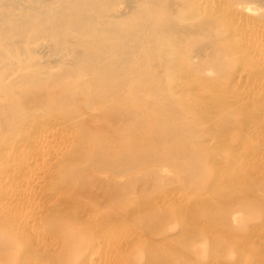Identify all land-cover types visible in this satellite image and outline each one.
Segmentation results:
<instances>
[{"label": "bare ground", "instance_id": "bare-ground-1", "mask_svg": "<svg viewBox=\"0 0 264 264\" xmlns=\"http://www.w3.org/2000/svg\"><path fill=\"white\" fill-rule=\"evenodd\" d=\"M120 2L121 3L124 2V4H125L124 6H126V11H119V9L116 10V6ZM119 5H118V8H119ZM121 5L123 6V4H121ZM252 5L254 7H255V5H259L257 7L260 8V5L264 6V0H0V190H2L1 189L2 186H5L4 184L8 185V183H6L8 181L13 182V184L11 183L12 186L9 183V185L11 187H14V184L17 186L18 183L16 184V183H14V181L16 182L18 180L17 178H20V176H23V179H24V176L26 175L27 170L32 168L31 169V171H32L36 167L39 168L40 165L37 166L38 163L39 164H42L41 162H43V164L46 163L47 160L45 162H44V160H42L41 162H40V160L38 162H37V160H35V162L37 163L35 165H33V162H32V160H34L33 157H34L35 152H38L40 150L45 151V149H43V148L41 149V146L38 145L39 142H38V144L37 143L35 144L36 138L40 135L43 136L41 133L44 131L46 134H48L51 130H53V132H54L56 129L57 130L59 129V131H61V129L62 130L66 129L65 130V133H66L67 128L71 129V131H70L71 133L70 134L67 133V135L64 134V136L66 135L68 140L69 139L72 140V145L69 144L71 147H69L68 144H67L68 147L66 145H64L66 148L65 149L63 148V150L66 151L67 148H68L67 151L69 150L65 154V156H66L65 158L69 161V164L70 163H73V164L78 163V164H75L74 166L71 164V166H73V167H71L68 164H64L65 158H64V160L62 159V161H63L62 162L59 160V158H57L58 157L57 156L56 158L59 160V161H57V163L58 162H59V164L61 162L62 163L60 164L59 168H56L57 169V171L55 170L56 172L59 173L60 171L64 170L67 173L68 172L67 170L69 167H70L69 171L71 173L75 172V174H77L76 172L86 171L88 168L94 169V172H93L92 177L90 179H89L90 176L88 177V175L86 176V174H85V176H82V177L79 176L80 178L76 177V179H74L76 181V184L79 183L81 186V183H82L83 187L85 184H87L90 187L87 186L88 189L86 190V192H84L85 190L83 191V193L81 194V196H83V197L75 198V196H76L75 195L74 196L75 199L72 198L73 202H71V203H67L64 200V203H61L62 204L61 210L59 212H57L59 215L56 216V218L60 217V219L62 218V220H63V216L65 214L66 215L72 214V216L67 215L70 217V222L69 221L67 222V220H65V221L63 220L66 223L64 225H62V229L63 230L68 229L69 230L70 228L72 229L73 227H77V229H74V232H71L72 233V234H70L71 239L69 238L70 240L68 241V245H70V243L77 245V251L75 253H73L72 255L70 253L62 254V252H63L62 246L59 247V245H60V242H61V244L63 242L62 238L67 237V236L62 237L60 242H59V240L58 241L53 240V238H51L52 240L51 239L49 240L50 236H52V237L54 236V239L58 238V236L55 234L56 235V238H55V235H53L54 233L52 235H50L52 233L51 231H50V233H48V232L46 233V232L42 231L46 235L45 238H47V236L49 237L48 240L50 242L55 241V242H59V244H58V246H56V244L54 245V247L56 249V254L52 250V248L50 250L48 249L49 251L52 250L54 252L53 253L54 256L52 255L51 252H49V253H51V255L47 254V255L51 256V258H50L51 260L48 259V257H50V256L45 255V253H46L44 251L45 249L42 250V248L47 249L48 246L44 245L45 243L47 244V242L43 241L44 240V237H43L44 234L41 232V234H42L41 236L43 238L41 239L42 241L38 240V241H40L38 243L40 244L41 242H43V245L45 247L43 246L40 249V252L42 253L40 260L41 259L43 260V255H44L47 257L44 260H46V259L50 260V261L47 260V263L49 262V264H86V261L89 259L88 256H91L92 253L94 254L93 251H95V253L97 254L96 249H98V248H99V250L101 249L98 246L101 245L103 248V245L106 244V241H105V244H103V245L101 244V242L104 241V240L102 241V239H104L108 235H109L108 241L110 240V237L112 238L111 235H118V239L119 238L121 239L120 236H122V234H124V233L118 229L121 228L123 230L122 227H125L128 225L131 226V224H134V225H133V227L131 226L132 229H130V231L131 230L134 231L135 229H133V228H135L137 226L136 224L139 223L137 226L138 228L136 229V231L134 233H136L138 230H140V232L141 231H147V232L150 231V232H153L155 234H159V235L168 234L167 236H170V233L168 232L167 229H165V226L163 225L164 224L163 220L166 218V215H167L166 212H150V213L146 212V208H147V211H149L148 206L150 204L151 205L155 204L156 201L161 200L162 197H165L166 199H168V198L165 196L166 194H164V196H162L161 199L159 197L157 199H155L156 198L155 196H154L155 198L151 197L150 199H148L147 193H145L148 191L146 189V187L149 188L150 184L154 185L155 180L161 181L160 173L162 174L161 171H163V169H161V171H160V167H162L161 165H165V167L170 166L171 168L170 167L166 168L167 170L169 169L168 172L170 171V169L175 168V170H177V174H178L177 176H179V178L182 177L185 180L187 185L186 184H184V185H186L188 188L196 187V189H197V186H200L201 184H203L201 176L203 175L202 173L206 169V167L208 168V166H207L208 164L206 166L204 165V163H205L204 160L207 159L208 157L205 156L206 158L205 157L203 158L201 148L204 144H205V146H207V148L208 147L210 148L209 145H206V143H208L210 140L207 139L206 137H202V134L204 132L207 133L206 131H208V130L205 131L203 129L202 124H203V121L211 120V118H209L210 116L208 117L207 115H202L203 114L202 111H198V113L200 112L199 115H196L195 114L196 112L194 113V111H193V109L195 108L194 107L195 104L193 105L194 95L190 93V89L193 88V85H192V87L189 86L191 82L188 83V81L190 79H191V81L194 80V79H192V78H194V77H192L194 75H197V77H198L199 75L204 74V73H208V72L209 73L213 72V74L216 73V74L222 75V76L223 75L228 76V74L231 75V73H232L231 67L233 65L232 64L230 65V63L232 62V59L240 57V59L242 58L243 62H245L249 58L248 55L251 54V51L255 47L252 48V47H250L251 45L248 44L247 46L252 48V50H251L250 48L246 49L247 43H245L246 48H244L243 46L237 45V43H236L237 39L241 38L240 37L241 35L239 36V34H241L242 31L240 33H238L235 29L242 30V28L237 27V25H236L235 26L236 28L234 27L235 29H232L233 27H231V22L233 23V21H231V20L234 17V15H236L239 11L242 12V11H246V10L255 9L256 7L254 8ZM122 6H121V8H122ZM263 6H261L262 7L261 9L264 8ZM260 13H262V12H260ZM260 15H262V14H260ZM251 17L253 18V16H251ZM234 20L236 21L237 19H234ZM239 20H240V18H239ZM257 20H259V19H256V21ZM260 21H262V20H260ZM242 22L239 21L238 26L239 25L242 26L240 24ZM250 22H251V20H250ZM263 22H264V20H263ZM234 24H236V23H233V25ZM263 26H264V23H263ZM225 27H228L227 29L229 30L227 35H223L221 33V29L225 28ZM246 27H248V26H246ZM260 27H262V26H260ZM257 30H255V31L257 32ZM247 31H249V30H246V32H245V29H244L242 34L243 35L247 34ZM255 31H254V33H255ZM254 33L252 34V32H251L252 35H254ZM249 34L250 33H248V35ZM251 34L249 36L250 39L253 38L251 36ZM259 34H262V33H259ZM238 36H239V38H238ZM255 36H258V35L255 34L254 38H255ZM262 36H261V38H262ZM249 37H248V39H249ZM258 38H259V36H258ZM37 39H39L40 42L38 41L36 43H40L41 45L45 43V46L47 48V49L45 48V50L49 54V56L50 55L55 56V57H50V59L54 58L53 60H49L48 55H46V57H47L46 59H48V60H45V58H44V60H42V57L39 58L41 60H38V59L36 60L34 58V53L36 51L35 46L37 45L34 41L35 40L37 41ZM40 39L43 40L44 42L41 43ZM248 39H247V41H248V43H250L249 42L250 39L249 40ZM253 41L256 42V38H255V40L252 39V42ZM33 42H34V44H36L35 46H33ZM257 42H258V39H257ZM257 42H256V44H257ZM40 44L38 45V47L41 46ZM252 45L254 46V42ZM255 46H257V45H255ZM42 47H43V45H42ZM241 47H243V48H241ZM39 49H40V47H39ZM260 49L261 48H259L258 50H260ZM258 50H257V52L255 51L256 52L255 53L256 56L254 54L255 57H258L257 56L258 55L257 53L259 52ZM262 50H264V49H262ZM38 51L42 52L41 50H38ZM45 54L46 53H43L42 56ZM262 55H264V53ZM251 58H254V57H251ZM246 62H245V64H246ZM182 66L185 67V69H186L184 75H178V74L175 75L171 72L172 70L176 72ZM181 69H179V70H181ZM255 69H256V67H255ZM182 70H184V68ZM182 70H181V74L184 72V71L182 72ZM235 77L232 78L231 81H234V79H236ZM203 78H205V77H203ZM180 80L185 81V83H188L189 85L188 86L182 85V84H184V82H182V81L180 82ZM198 80H200V78ZM258 82H259V80H258ZM219 84L220 83H217V85H219ZM180 85H182V86H180ZM211 85L209 87L213 88L214 86H211ZM249 86H250V84H249ZM203 87L207 88L208 87L207 83H205V85ZM251 88H252V86H251ZM198 90H200V89H198ZM193 92H194V90H193ZM247 92H249V91L247 90ZM196 93L198 95V91ZM198 96L200 97V95H198ZM249 96H250V94H249ZM239 97H241V96H239ZM252 97H254V96H252ZM204 105H206V104H204ZM217 106H218V104H217ZM217 106H215V107H217ZM217 112H218V110H217ZM259 113H260V111H259ZM200 115H202V116H200ZM214 115H216V113H214L212 116L214 117ZM263 116H264V112H263ZM232 120H234V119H232ZM149 121H151V122H149ZM250 121L251 120H249V122ZM262 121H264V120H262ZM228 122H230V121H225V123H227V124H228ZM251 124H252V122H251ZM222 125H223V123H222ZM228 126H230V125H228ZM46 127H48V129L52 127V129L51 130L49 129V131H46L47 130ZM145 127L150 128V131H149V129H148V131H146ZM222 128H224L225 130L226 129L228 130L231 127L228 128V127H226V124H225L222 126ZM59 131H57V132H59ZM244 131H246V130H244ZM242 132H243V130L241 131V133ZM45 133H44V135H46ZM61 133H64V132H61ZM243 133H245V132H243ZM50 135H51V132H50ZM59 136H61V135H59ZM48 137H46V139ZM52 137L55 138V136H52ZM52 137H51V139H52ZM62 137H60V138L62 139ZM43 138H45V137H43ZM56 138L52 139V140H55V142H56V140H61L59 137H58L59 139H56ZM67 138H65L66 141H67ZM51 139H49V142H47V144H45V145H48L49 148H51L50 146H52L51 145L52 143H50L52 141ZM250 139H252V138H250ZM38 140H41V139H38ZM43 141H47V140H43ZM43 141L41 140L40 142H43ZM60 142L57 141V143H60ZM48 143H50V144H48ZM228 143H230V142H228ZM41 145H44V144L41 143ZM62 145H63V143H62ZM144 145H146V146H144ZM61 146H60V148H61ZM48 147H46V148H48ZM54 147H55V145H54ZM58 148L59 147H57V149ZM60 148L57 151V153L60 151ZM52 149H53V146H52ZM54 149L52 150V154H53V152H56V151H54ZM57 149H55V150H57ZM213 149L214 148L211 149L212 152L217 150V149H214V150ZM41 153H42V151H41ZM47 153H48L47 156H49L50 151ZM220 153H218V154H220ZM43 154H42V157L44 156V158H46L47 157L45 155L46 152ZM52 154H51V156H53ZM63 154H64V152H63ZM56 155H58V154H56ZM59 155H61L60 156V158H61L62 157L61 152ZM40 157H41V154H40ZM30 158H33V159L31 160ZM49 160L50 159H48V161ZM210 160L211 159H209V161ZM68 161H66V162H68ZM203 161H204V163H203ZM213 161H214V159H213ZM46 165H47V163H46ZM46 165H43V168H42L43 172L45 171L44 168L47 167ZM51 165L52 164H50L49 165L50 167H47V168H48V171L52 170V173H53V172H55L53 170V168L55 166L52 168ZM57 166L58 165H56V167ZM146 166H148V168H149V169H147L148 171H145L142 169L144 167L146 168ZM247 166H248V164H247ZM165 167H162V168L165 169ZM252 167H254V165ZM255 168H257V167H255ZM39 169H37V170H39ZM58 169L60 171H58ZM233 169L234 168H232V170ZM37 170L35 169L34 171L36 172ZM134 170H137V172L136 173L133 172ZM46 171H47V169H46ZM89 171L91 172V170H89ZM89 171L88 172L86 171V172L90 173ZM35 172L33 174L34 176L37 175ZM40 172L41 171H39V174H40ZM70 172H68V174H70ZM165 172H167V171H165ZM172 172H173V170L170 171L169 173L173 174ZM217 172L219 173V171H217ZM47 173L49 174L50 172H47ZM200 173H201V176H200ZM204 173H205L204 178H206V174H208V173H206V171ZM55 174H57V173H55ZM60 174L63 177H65V175L63 174V171L61 173L57 174L61 178ZM72 174H71V176H73ZM96 174H99V175H96ZM82 175H84V174H82ZM167 175L165 174V176H167ZM26 176H28V175H26ZM26 176H25V178H26ZM71 176H68L69 179H68V177H66L65 179L63 177H62L63 179H60L58 177L61 180V182L63 183V184L61 183V186H63L65 183V184H70V185H68V187H70L72 184V183H70V181H71L70 177ZM168 176L170 177V174ZM168 176L166 178H168ZM207 176H209V174ZM38 177H41V176L38 175ZM199 177H201V178L199 179ZM34 178L35 177H33L31 179V181ZM49 178H50V176H49ZM77 178H79V179H77ZM171 178H169V179H171ZM263 178L261 181H263ZM149 179H151L150 182H148ZM24 180L27 181V178ZM134 180H136V182L138 180H140L139 181V182H141V183H139L140 185L139 186L135 185L136 183ZM238 180H241V179H237L235 182H237ZM253 180H255V179H253ZM215 182H216V180H215ZM227 182H226V184H227ZM231 182H233L232 184H234L236 186L235 189H239V187L237 188V185H238L237 183H234V181H231ZM242 182H244V184H245V179ZM49 183H50V181H49ZM147 183L149 186H146ZM172 183H173V181H172ZM179 183H180V181H179ZM216 183L218 184V182H216ZM222 183H224V181H222ZM238 183H239V181H238ZM259 183L260 182H258V184ZM28 184H29V182H28ZM59 184H60V181H59ZM76 184H75V187L73 188V190L77 189V191H75L74 193L75 194L81 193V192H79L80 187L77 188ZM219 184H221V183L219 182ZM219 184H218V186H222L224 189L225 185L223 186V184L222 185H219ZM229 184L231 185L230 182H229ZM25 185H27V184H25ZM30 185L31 184H29L28 187H30ZM36 185H38V182ZM211 185L214 186L215 183L211 184ZM230 185H228V186H230ZM252 185L253 184H251V186ZM8 186L4 187V189H6V192L3 193L0 191V195H3V199H4L5 193H6L5 194L6 196H9L10 193H12V195L15 193V196L18 195V194L16 195V188L18 186L17 187L15 186L16 188H15V190H13V191H15L14 193L11 192L12 189H11L10 193L7 192ZM40 186H41V184H40ZM142 186L143 187L146 186L144 188L145 192L143 191ZM166 186H167V182H166ZM218 186L214 187V190L218 189L214 193H216L217 191H218L217 193H219V189H220L221 191L219 194H221L223 189L219 188ZM238 186H240V184ZM68 187H67V189L70 190V194H71V191L73 193V190L71 189V187H70V189ZM139 187L142 189L141 190L142 194H146L147 199H144L145 198L144 195H143L144 196L143 200L139 199L140 197L137 198L138 196L135 194L132 195L133 193H136V192L138 194V190H136V189H139L138 195H140L141 191H140ZM202 187H203V185H202ZM242 187H245V185L243 186V183L241 184V188ZM20 188H23V192H24L25 187L21 186ZM64 188L62 190L63 192H64ZM162 188H163V185H162ZM162 188L160 187V189H162ZM170 188H171V190H170ZM170 188H169L170 192L171 191L173 192L176 190L175 188H172V187H170ZM229 188L230 187L225 188L227 195L231 191V190H229ZM4 189H3V191H5ZM28 189L26 188V191H28ZM172 189H174V190H172ZM177 189L180 190V188H177ZM196 189H194V192H196ZM227 189L229 191H227ZM230 189H234V188L231 187ZM9 190L10 189H8V191ZM59 190H60V188H59ZM80 190H82V189H80ZM135 190H136V192H135ZM179 190L177 192H179ZM181 190H183V189H181ZM185 190L183 192L184 195L187 192V190H186V192H185ZM191 190H193V189H190L188 191L189 193L187 192L190 195L193 192ZM207 190L212 192L211 191L212 189H210L209 186H208ZM30 191H28V193ZM197 191H198V189H197ZM209 191H204L205 196L210 195L209 193H207ZM224 191L225 190H223V192ZM21 192L22 191H20V193ZM66 192L69 193V191H66ZM66 192H64V193H66ZM157 192H158V190H157ZM160 192L161 191H159L158 193H160ZM172 192L170 194H172ZM194 192L192 195H194ZM32 193H34V191ZM163 193H165V192H163ZM180 193H182V192L180 191ZM183 193H182V195H183ZM187 193H186V196L188 195ZM7 194H9V195H7ZM34 194H36V193H34ZM38 194H40V193H38ZM170 194H169V196L171 197ZM174 194L175 193H173V195ZM213 194H212V196L214 197ZM22 195H26V194L22 193ZM22 195H18V196H21V197H19L20 199H18V201L19 200L21 201V198H22V200H25V199L28 200V198L31 197V195H29L28 198H26L27 196H24L25 199H23L24 197H22ZM153 195L158 196V194L157 193L155 194V192ZM159 195H162V194H159ZM190 195H188L187 197H190ZM192 195H191L192 198H195V199L200 201V199H198V197L196 198V194L194 195L195 197H193ZM70 196L64 195V197H66L64 199H68V198L70 199ZM135 196H137V197H135ZM183 196H182V199H184ZM251 196H252L251 194H248L245 196L237 195V196H234L232 199H229L230 197L228 199L231 201L230 205H237L240 203L251 202L250 201L252 198ZM13 197L14 196H12V198L8 197L7 200L11 201V199H13ZM179 197H181V195ZM179 197L177 196V198H179ZM203 197L204 196H202V194H201V197H200L201 201L200 202L203 205L205 204L204 207L206 208L209 205V203L207 204V202L210 201L209 200L210 198L208 196L209 201L207 200V202L202 203V202H204L202 200ZM212 198H211V200H212ZM262 198H264V197H261V199ZM72 199H70V200L72 201ZM164 199H162V200L164 201ZM171 199L173 201H175L173 198H171ZM171 199L170 200L168 199V200L171 201ZM205 199H206V197H205ZM253 199H257V198H255V195H254ZM4 200H6V199H4ZM33 200H34V198L30 201H33ZM136 200H138V201H136ZM168 200L164 204H166L168 202ZM188 200L189 199H184V201L182 200L184 203L183 202H181V203L186 205L189 203ZM229 200H225V201L221 200V201L226 203ZM257 200H259V199H257ZM12 201H15V200H12ZM18 201H17V203H18ZM20 201H19V203L22 204L23 202L22 201L20 202ZM30 201H29V203H31ZM163 201H161V202H163ZM262 201H260V202H262ZM1 202H0V205H1ZM50 202L51 201H49V203ZM178 202H177V204H178ZM190 202H191V200H190ZM192 202L195 203L196 201L194 200ZM26 203H28V202H26ZM168 203H171V202H168ZM191 203H190V205L192 207H194L195 204L193 203L194 204L193 205ZM5 204H7V201ZM10 204H11V202H10ZM23 204H22V208H23ZM157 204H159V202H157L155 205H157ZM172 204H175V202L174 203L172 202ZM182 204H180V206H182ZM198 204L200 205V203H198ZM211 204H213V203H211ZM17 205L18 204H16L14 207H16ZM151 205H150V209H152ZM217 205H218V203H217ZM6 206H3L2 208H4V207L6 208ZM19 206H20V204L18 205V208L21 209V206L20 207ZM159 206H161V208H162V206L164 207L165 205L160 203ZM159 206L158 205L154 206L155 210L157 208H159ZM168 206L169 205H166L165 207H168ZM10 207L11 206L9 205V208ZM28 207H29V205H28ZM184 207L182 209H185ZM195 207H198V206H195ZM244 207H245V205H244ZM0 208H1V206H0ZM5 208L3 209L4 211H5ZM176 208H177V212H178V210H179L178 206ZM198 208H200V206ZM6 209H8V207ZM13 209H15V208H13ZM16 209H17V207H16ZM19 209H17L16 211H17L18 215L19 214L21 215V213L18 212ZM166 209H164V210H166ZM8 210H10V209H8ZM8 210H6V212H4V211L0 212V214L1 213L3 214L2 217H4L5 213L8 215V213L10 211H12V210H10L7 213ZM39 210H42V209L40 208ZM45 210L46 209H44L43 211H45ZM186 210L187 209H185V211L183 210L184 212H186V215H187V213L192 214L194 211L198 212V209L197 210L193 209L194 211L191 209L192 211L190 213H189V209L187 211ZM212 210H214L213 207H212ZM232 210H234V209L232 208ZM235 210L237 211V209H235ZM35 211L36 210H34V212ZM252 211H253V207H252V209H249L248 214H251ZM25 212H24V214H27V212L26 213ZM34 212L33 213L31 212V214H33V217L35 218L34 214L38 215V213L40 211L39 212L36 211L38 213H34ZM47 212H49V214H51V215L56 214L53 212V210L51 212L50 209ZM180 212H182L181 209L178 212L180 214V215H178L179 216L178 218H180L179 220L181 222V219L183 217L181 218L180 216H184V215H181ZM237 212H239V211H237ZM82 213H85V214L88 213L87 215H89V213H92L94 215L93 216L95 218V226L93 225L94 228H92V226H90L93 224L90 221H88V223H91V224L88 226L91 228H89V227L87 228L83 225V218H85V217L82 215ZM201 213L199 212V214H201ZM252 213L254 214L255 212H252ZM6 214H5V217H9V215L6 216ZM14 214H15V212H14ZM17 214H16V216H17ZM28 214L30 216L29 212H28ZM40 214L42 215V213H40ZM182 214H183V212H182ZM212 214H210V215H212ZM11 215L12 214H10V217L13 216V215L12 216ZM43 215H44V213H43ZM192 215L194 216L195 213H193ZM255 215H257V213ZM0 217H1V215H0ZM31 217H32V215H31ZM145 217L147 219H145ZM189 217H190V215H189ZM209 217H212V216H209ZM216 217H217V215H216ZM226 217H227V215H226ZM9 218H7V221ZM25 218H28L29 221L31 220L28 216ZM25 218L22 220V222L25 221ZM38 218H40V217L37 216L36 223L38 222L37 221ZM46 218H48V217H46ZM64 218L67 219L68 217H64ZM18 219L15 218L14 221L17 222ZM88 219L90 220V218H88ZM144 219H145V221L146 220L149 221V223L143 224ZM205 219H206V217H205ZM40 220H42V219L40 218ZM53 220L51 221L52 225L50 223V225L52 227L51 226H49V227L53 228V230L55 232L58 230V229H56L55 226H58L59 224L56 223L57 225L55 224V226H53V223H54ZM62 220L57 219L58 222L60 221V224H61ZM86 220H87V218H86ZM139 220L140 221L142 220L143 223H141ZM3 221H0V222L3 223ZM9 221H11L9 223L12 224L13 217H12V220L9 219ZM26 221H27V219H26ZM34 221H35V219H34ZM160 221H161V223H160ZM27 222H25V223L28 224L29 222L28 223ZM203 222H204V220H203ZM2 223H1V226H2ZM16 225H13V227L14 226L16 227ZM30 225H31V223H30ZM34 225H35L34 227H32L33 225L31 226L32 228L30 227L31 228L30 230L32 232L38 231V229H37L38 227L35 228L37 225L36 224H34ZM77 225H79V226H77ZM182 225L180 224V226H182ZM4 226H6V225H4ZM8 226H9V224H8ZM23 226L25 227V225H23ZM46 226H48V224L45 225V227ZM168 226H170V225H168ZM190 226H193V225H190ZM13 227H10V228H13ZM17 227H19V226L17 225ZM24 227L23 228L20 227L22 229V230L20 229V231L18 229L16 230V228H14V230H16V232L13 234H16V235L18 234V238L13 237L12 235L9 236L8 234L4 233V230L0 231V240L2 241V246L0 247V264H27L28 263L27 260L29 262L32 260V259L30 260V257L32 256V254L38 256V254L40 253L37 250L38 249L37 247L39 246V245L37 246L38 243H36V245L32 246L34 249L33 250L30 248V246L33 243L30 244V241L28 240L29 244H30V246H29L27 243L28 241H25L24 239L21 238L22 236L19 235V232L23 231ZM42 227H43V225H42ZM42 227H39V229ZM128 227L127 228L125 227V228L128 230L129 229ZM34 228L37 230H32ZM182 228H184V227L182 226ZM187 228L188 229L192 228V229H190L191 232H190V230L188 231V232H190V234H187V237H188V235H193L194 232H192V230L196 229V227H188V225H187ZM207 228H209V227H207ZM43 229L45 230L44 227H43ZM71 229H70V231H72ZM188 229H186V231ZM49 230L50 229L48 228L45 231H49ZM127 230H124V232ZM179 230H181V229H179ZM182 230L177 231V232L180 233V232H182ZM197 230H195V231H197ZM31 231H28V232H31ZM116 231H118V234H116L117 233ZM133 231H131V233H133ZM25 232L27 233V230ZM177 232H175V233H177ZM200 232H201V229H200ZM33 233H36V232H33ZM125 233H127V232H125ZM128 233H130V232H128ZM144 233L141 232V238H145V236H147V234L142 236ZM10 234H12L11 231H10ZM22 234H23V237L26 235V234L24 235V233H22ZM28 234H30V233H27L26 239L28 238V236L31 237ZM36 234L32 235V236L36 237ZM47 234H49L50 236ZM130 234H128L129 236L124 235L123 237L124 238L125 237L132 238L130 236ZM209 234H210V231H209ZM139 235H137V236L140 237ZM173 235H174V233H173ZM227 235H230V233L229 234L227 233ZM39 236L40 235L37 236V239L39 238ZM59 236H61V235H59ZM172 236H170V237H172ZM180 236H181V233H180V235H178V237H180ZM210 236H212V234H210ZM113 237L115 238V240L117 242L118 241L117 236H113ZM215 237L217 238V240H219V238H220V240H222V241H225V239L227 238V236H225L226 238L225 239L223 238L224 239L223 240V239H221V237L218 238L216 235H215ZM215 237H213V239ZM20 238L25 242H22L20 240ZM141 238H138L137 240L134 238L135 239L134 242H136L135 245L137 244V246L140 247V245L137 243V241L141 240ZM163 238H161V239H163ZM161 239L159 240L156 237L154 239L145 238V241L147 243L146 245L151 244V246L149 245V247H147L148 251H149V248H151L153 246L152 245L153 243H154V246H158L155 244L158 240H159V244H161L160 242L165 241L166 242L165 245H167V242H170L168 240L166 241V240H161ZM167 239H169V238L167 237ZM210 239L212 240V238H210ZM45 240L47 241V239H45ZM131 240H133V238ZM194 240L196 241V239H194ZM231 240H234V239H230V241ZM120 241H118L117 244L120 243ZM122 241L123 242L125 241V244L123 242H121V243H123L122 244L123 246L121 245L122 246L121 248L119 246L121 243L119 245H117L116 242L115 243L113 242L114 244H116V246H119L120 250H122V248H123V250L121 252L119 251L120 253H122L124 251L125 245H126L125 251L127 250V246L129 243L126 240H122ZM187 241H189V240H187ZM35 242H37V241H35ZM50 242H48V243L50 244ZM126 242H127V244H126ZM134 242H133V244H134ZM200 242H201V240H200ZM200 242L197 241V243H200ZM231 242H233V241H231ZM109 243H110V241H109ZM113 243H112V246L114 247ZM49 244H47V245H49ZM51 244H53V242ZM191 244L193 245V242ZM236 244H238V243H236ZM247 244H248V242H247ZM0 245H1V242H0ZM41 245H42V243L40 244L39 247H41ZM64 245H67V243ZM129 245H130V243H129ZM194 245H195V243H194ZM109 246L111 247V244ZM116 246H115V248H116ZM159 246H158V248L163 247L161 251H164L163 250L164 245L161 244ZM195 246H193L192 248L195 249ZM50 247H52V246H50ZM54 247H53V249H54ZM133 247H134V245H133ZM165 247H169V246H165ZM175 247L176 246H174V249H175ZM239 247L240 246H238V251H239ZM23 248H24V253L22 254L23 258H17L16 255L20 254L22 252ZM65 248H66V246H65ZM128 248H129V246H128ZM131 248H129V249H131ZM135 248H137V247H135ZM176 248L180 249L179 247H176ZM189 248H191V247H189ZM220 248L221 247H219L218 250H220ZM104 249H105V246H104ZM104 249H103V251L107 252ZM129 249L127 251H129ZM137 249L140 250L139 248H137ZM221 249H223V248H221ZM225 249H226V246H225ZM57 250H60L59 252H61V251L62 252L57 253ZM64 250H66V249H64ZM110 250H112V249H110ZM110 250H108V253L110 254V256H111V253L115 254L114 249L112 250L113 252L112 251L110 252ZM150 250L152 252L154 251L153 248H151ZM188 250L190 251V249H188ZM226 250L223 249L224 252H222V250H220L223 254L221 252L220 253L222 255H224ZM241 250H243V249H241ZM67 251H68V247H67ZM117 251H118V247H117ZM127 251H126V253L124 252L125 257H126ZM151 251H149L147 254L148 257H150V258L153 255L151 253ZM158 251H157V248H155L156 254ZM165 252H167V251H165ZM176 252H179V251H176ZM205 252H206V250H205ZM90 253H91V255H90ZM124 253H122L123 254L122 257L124 256ZM158 253L160 254V251ZM167 253H171V252H167ZM217 253H219V252L217 251ZM217 253H215V254H217ZM57 254H61V255L59 256ZM150 254H152V255L150 256ZM187 254H189V253H187ZM238 254H240V253L238 252ZM98 255H101V254L98 253ZM102 255H104V254H102ZM167 255H166V258H167ZM118 256H121V255H118ZM138 256L140 257V255H138ZM154 256H155V254H154ZM168 256L170 257V254ZM183 256H184V258H189L188 255L183 254ZM39 257H40V255H39ZM85 257H87L88 259L86 260ZM104 257H105V255H104ZM104 257H103V259L105 260L106 258H104ZM115 257H116V255H115ZM125 257H123V258H125ZM129 257L131 258V256H129ZM129 257H127V258H129ZM213 257H214V255H213ZM213 257H211L212 260L214 259ZM217 257L218 256L215 255V259ZM31 258H33V257H31ZM91 258H93V256ZM191 258L192 257L190 256V259ZM111 259H112V257L110 258V261H111ZM152 259H151V261L153 262L154 260H152ZM91 260L92 259H90V261ZM147 260H150V259H147ZM160 260H162V259H160ZM216 260L218 261V259H216ZM216 260H214V261H216ZM105 261L101 260L100 261L101 263L99 262V264H103L102 262H105ZM116 261L117 260H115L114 262H116ZM158 261L159 260H157L156 262H158ZM162 261H164V260H162ZM165 261H167V260L165 259ZM165 261H164V263H165ZM214 261H212V263ZM40 262H36L33 264H37ZM123 262L125 263V260ZM150 262H148V263H150ZM156 262H153V263L155 264ZM91 263H92V261H91ZM107 263H109V262H107ZM126 263H128V262H126ZM164 263H162V264H164ZM29 264H31V262ZM42 264H43V262H42ZM45 264H46V261H45ZM92 264H94V261ZM117 264H119V263L117 262ZM121 264H123V263L121 262ZM144 264H147V263H144Z\"/></svg>", "mask_w": 264, "mask_h": 264}, {"label": "rangeland", "instance_id": "rangeland-1", "mask_svg": "<svg viewBox=\"0 0 264 264\" xmlns=\"http://www.w3.org/2000/svg\"><path fill=\"white\" fill-rule=\"evenodd\" d=\"M120 4V5H119ZM118 5H119V8H118V5L116 6V10H118L119 9V11H126V6H124L125 4H124V2H120ZM121 4H123V6L121 5ZM121 6H122V8H121ZM253 6V5H252ZM257 6H259V5H255V7L257 8H255L254 6V8L255 9H251V10H246V11H239L236 15H234V17L236 16H238L237 18L235 17H233L234 19H237L236 21L232 18V20L231 21H233V23H236V24H234L233 25V23L231 22V27H233L232 29H235L236 27V25H237V27H240V28H242V30H240L239 28V30H237V29H235L238 33H240L241 31V34H239V36L241 37V38H239V36H238V38L239 39H237V45H239V46H243L244 48H246L245 47V43H247L246 44V46L248 45V44H250L251 46L250 47H252V48H254L253 50H252V48H250V47H248L247 46V48L246 49H248V48H250L252 51H251V54L250 55H248L249 56V58L245 61L246 62V64H245V62H243V60H242V58L240 59V57L239 58H234V59H232V62L230 63V65L232 64L233 66L231 67V75H229L228 74V76L227 75H218V74H213V72H208V73H204V74H201V75H199L198 77H197V75H194V76H192V77H194V78H192V79H194V80H192L191 81V79L188 81V83H190V85L188 84V83H185V81H183V80H180V82L182 81V82H184V84H182V85H189V86H191L192 87V85H193V88H191L190 89V93L191 94H193L194 95V101H193V105H194V109H193V111H194V113L196 114V115H199L200 114V112L198 113V111H202V115H207L209 118H211V120H205V121H203V129L206 131V130H208V131H206L207 133H203L202 134V137H206L207 139H209L208 141L210 142H208V143H206V145H209L210 146V148L212 149V148H214V149H217V150H215L214 152H212L211 151V149L208 147L207 148V146H205V144L202 146V148H201V152H202V156H203V158L206 156V157H208L207 159H205L204 161H205V163H204V161H203V163H204V165L206 166L207 164V166H208V168L206 167V169L203 171V175L201 176V173H200V176L202 177V182H203V184H201L200 186L202 187V185H203V187L201 188L200 186H197V189H198V191H197V189H196V187H192V188H188L186 185V182H185V180L181 177V178H179V176H177L178 174H177V170H175V168H172V169H170V171H172L173 170V174H171V173H169L168 172V170L166 169V168H168V167H170V166H166L165 167V165H161L162 167H165V169L164 168H162V167H160V171H161V169H163V171H161L162 172V174L160 173V175H161V181H157V180H155V183H154V185H151L150 184V186L148 185V183H147V185L146 186H149V188H147L146 186H142L143 188V191H144V188L146 187V189L148 190L147 192H145V193H147V197H148V199H150L151 197H153V198H155V199H157L158 197L161 199V197L162 196H164V194H166L165 196L170 200L171 198H173L175 201H173L172 199H171V201H169L168 199H166L165 197H162V199H164V201L161 199V200H155L156 201V203L157 202H159V204H157L158 206L160 205V203L161 204H163V205H169L168 207H163L162 206V208H161V206H159V208H157L156 210H155V207L154 206H157V205H155V204H150L151 205V207H152V209H150V205L148 206V210L149 211H147V208H146V212H148V213H150V212H166V220L164 219L163 221H164V226H165V229H167L168 230V232L170 233V236H172L173 235V233H174V235L172 236V237H170V236H167L168 234H161V235H159V234H155V233H153V232H150V231H141V232H145L142 236H144V235H146L147 234V236H145V238H152V239H154L155 237L156 238H158L159 240L161 239V238H163V239H161V240H168V241H170V242H167V245H165L166 244V242L165 241H163V242H160L161 244H163L164 245V251H161L162 250V248H158V246L159 245H161V244H159V240L155 243L156 245H158V246H154V243L152 244L153 246L151 247V248H153L154 249V251L152 252L150 249L151 248H149V251H151V253L153 254H150V256H151V258L150 257H148V248L147 247H149V245L151 246V244H149V245H146L147 243H146V241H145V238H141V232H140V230H138L136 233H134L135 231H136V229L138 228L137 226H138V224H136L134 227L135 228H133V229H135L134 231L133 230H131V231H133V233H131V231H130V229H132V227H133V225L134 224H131V226L130 225H128V226H125L126 228L128 227L129 229V231L125 228V227H122L123 228V230L120 228V229H118V230H121V232H123L124 234H122V236H120L121 237V241L118 239V235H111L112 236V238L110 237V243H109V241H108V239H109V235L107 236V237H105L104 239H102V241L103 242H101V244L103 245V244H105V241H106V244L105 245H103V248H102V246L101 245H99L98 247H100L101 249L99 250V248L98 249H96L97 250V254L95 253V251H93L94 252V254L92 253V255H91V253H90V255L91 256H88L89 257V259L87 258V257H85L86 258V264H92L93 263V261H94V264L96 263H98L99 264V262L102 260V261H105L106 259V261L105 262H102L103 264H117V262L119 263V264H121V262L123 263V264H144V263H147V264H152L153 262H156L157 260H159L158 262H156L155 264H162V263H164V261H165V259L168 261H165V263L164 264H264V198H262L261 199V197H264V121H262V120H264V116H263V112H264V55H262L263 53H264V50H262V49H264V26H263V20H264V8L263 9H261L262 7L261 6H263V5H260V8L259 7H257ZM264 7V6H263ZM125 9V10H124ZM260 9V10H259ZM253 10V11H252ZM262 12V13H260V12ZM246 12V13H245ZM240 13V14H239ZM258 13V14H257ZM262 14V15H260V14ZM246 14V15H245ZM243 15V16H242ZM247 16V17H246ZM251 16H253V18L251 17ZM239 18H240V20H239ZM243 18V19H242ZM259 19V20H257L256 21V19ZM262 18V19H261ZM253 19V20H252ZM243 21L242 23H240L242 26H238V22L239 21ZM250 20H251V22H250ZM260 20H262V21H260ZM259 22V23H258ZM248 23V24H247ZM261 23V24H260ZM247 24V25H246ZM252 24V25H251ZM257 25V26H256ZM246 26H248V27H246ZM260 26H262V27H260ZM235 27V28H234ZM228 27H225V28H222L221 29V33L223 34V35H227V33H228V29H227ZM245 29V32H246V30H249V31H247V34H245V35H243L242 33H243V31H244V29ZM251 28V29H250ZM258 29V30H257ZM260 29V30H259ZM255 30H257V32L255 31ZM254 31H255V33H254ZM263 31V32H262ZM244 32V33H245ZM251 32H252V34L254 33V35L256 34V35H258L259 36V38H258V36H255V38H256V42H257V39H258V42H257V44H256V42L255 41H253L254 42V46L252 45L253 44V42H252V39H254L255 40V38H254V35H252L251 34ZM248 33H250L251 34V36L253 37H251L252 39H250V34L248 35ZM259 33H262V34H259ZM247 35V36H246ZM262 36V38H261V36ZM248 37H249V39H250V43H248V41H247V39H248ZM248 39V40H249ZM41 40V39H40ZM39 41V39H37V41L35 40L34 42L36 43V42H38ZM34 42H33V46H35L36 44V46H35V48H36V51H35V53H34V58L37 60H41V59H39L40 57H42V60H44V58H45V60H53L54 58H51L50 59V57H55L54 55H50L49 56V54L46 52V50H45V48H46V46H45V43L44 44H42L43 45V47H42V45L40 44V43H36V44H34ZM40 42V41H39ZM44 41L43 40H41V43H43ZM41 45V46H39L40 47V49H39V47H38V45ZM255 45H257V46H255ZM238 46V47H239ZM243 47H241V48H243ZM261 48L260 50H258L259 48ZM44 48V49H43ZM41 50L42 52H40V51H38V50ZM44 51H43V50ZM47 49V48H46ZM181 49V48H180ZM257 50L259 51L257 54V56L258 57H255L256 56V52H257ZM250 51V50H249ZM248 51V52H249ZM254 51V52H253ZM256 51V52H255ZM261 51V52H260ZM43 53H46L45 55H43L42 56V54ZM249 54V53H248ZM254 54H255V56H254ZM46 55H48L49 56V58L48 59H46L47 57H46ZM45 56V57H44ZM254 57V58H251V57ZM258 59V60H257ZM253 60V61H252ZM49 62V61H48ZM244 63V64H243ZM183 67V66H182ZM181 67V68H182ZM255 67H256V69H255ZM181 68H179V69H181ZM184 68V70H182ZM181 70H182V74H181V70H177L176 72L175 71H171L173 74H175V75H184L185 74V71H186V69H185V67H183ZM244 68V69H243ZM260 70V71H259ZM180 71V72H179ZM241 72V73H240ZM254 72V73H253ZM248 73V74H247ZM252 73V74H251ZM235 74V75H234ZM243 74V75H242ZM236 78V79H234V81H231V79L232 78H234L233 76ZM248 77H247V76ZM254 75V76H253ZM201 76V77H200ZM257 76V77H256ZM203 77H205V78H203ZM219 79H218V78ZM223 77V78H222ZM200 78V80H198V79ZM239 80H238V79ZM252 78V79H251ZM246 80V81H245ZM258 80H259V82H258ZM218 81V82H217ZM179 82V83H180ZM205 83H207V88L206 87H203L204 85H205ZM217 83H220L219 85H217ZM237 83V84H236ZM202 84V85H201ZM211 86H214L213 88L212 87H209L210 85ZM228 84V85H227ZM245 84V85H244ZM249 84H250V86H249ZM182 85H180V86H182ZM237 85V86H236ZM244 85V86H243ZM254 85V86H253ZM236 86V87H235ZM249 86V87H248ZM251 86H252V88H251ZM234 87V88H233ZM209 88V89H208ZM194 90V92H193V90ZM197 89V90H196ZM198 89H200V90H198ZM211 89V90H210ZM218 89V90H217ZM220 89V90H219ZM196 90V91H195ZM247 90L249 91V92H247ZM198 91V95H200V97L197 95V92ZM240 93V94H239ZM249 94H250V96H249ZM239 96H241V97H239ZM252 96H254V97H252ZM199 97V98H198ZM248 97V98H247ZM252 97V98H251ZM201 99V100H200ZM244 99V100H243ZM253 100V101H252ZM251 102V103H250ZM253 102V103H252ZM200 103V104H199ZM218 104V106H217V104ZM204 104H206V105H204ZM216 104V105H215ZM253 104V105H252ZM262 104V105H261ZM256 105V106H255ZM260 105V106H259ZM215 106H217V107H215ZM197 108V109H196ZM206 108V109H205ZM219 108V109H218ZM251 108V109H250ZM204 109V110H203ZM217 110H218V112H217ZM259 111H260V113H259ZM150 112V111H149ZM207 114H206V113ZM209 112V113H208ZM212 112V113H211ZM216 113V115H214V117L212 116L214 113ZM198 113V114H197ZM205 113V114H204ZM250 114V115H249ZM252 114V115H251ZM202 115H200V116H202ZM255 117V118H254ZM259 117V118H258ZM263 117V118H262ZM208 118V119H209ZM252 118V119H251ZM232 119H234V120H232ZM249 120H251L250 122H249ZM225 121H230V122H228V124L227 123H225ZM257 121V122H256ZM149 122H151V121H149ZM251 122H252V124H251ZM222 123H223V125H225L226 124V127H231V128H229L228 130L226 129H224V128H222ZM246 123V124H245ZM257 124V125H256ZM228 125H230V126H228ZM217 126V127H216ZM261 128V129H260ZM47 129V130H46ZM46 131H49V129L51 130L52 129V127L51 128H49L48 129V127H46ZM148 129H149V131H150V128H148V127H145V130L146 131H148ZM66 130V129H65ZM65 130H62L61 129V131H59V129L57 130H55L54 132H53V130H51L50 132H51V135H50V132L48 133V134H46L45 133V131L44 132H42L41 134L43 135V136H38L37 138H36V142H35V144L37 143L38 144V142H39V144L38 145H40L41 146V149L43 148V149H45V151H43V150H40V151H38V152H35V154H34V160H32L33 158H30L31 160H32V162H33V165H35V164H37L36 162H35V160H37V162L40 160V162L42 161V160H44V162L47 160L48 161V159H50L48 162L46 161V163H47V165H46V163H44L43 164V162H41L43 165H46L47 167H50L49 165L50 164H52L51 166H52V168H53V170L55 171H57V169L56 168H59V166H60V164L63 162L62 161V159L64 160V158L66 157L65 156V154H66V152H68L67 151V149H66V151L65 150H63V148L65 149L66 147L64 146V145H66L67 146V144H68V146L69 147H71L69 144H71L72 145V140L71 139H69L68 140V138L66 137V135H67V133H71L70 131H71V129H69V128H67V131H66V133H65ZM203 130V131H204ZM243 130V132H245V133H241V131ZM244 130H246V131H244ZM260 130V131H259ZM57 131H59V132H57ZM56 132V133H55ZM61 132H64V133H61ZM44 133L46 134V135H44ZM53 134V135H52ZM55 134V135H54ZM63 134V135H62ZM64 134H66L65 136H64ZM263 134V135H262ZM49 137H48V136ZM57 135V136H56ZM59 135H61V136H59ZM211 135V136H210ZM52 136H55V138L56 139H59L60 137H62V141L61 140H56V142H55V140H52V139H55V138H53ZM253 136V137H252ZM43 137H45V138H43ZM46 137H48L47 139H46ZM51 137H52V139H51ZM59 137V138H58ZM259 137V138H258ZM43 138V139H42ZM64 138V139H63ZM65 138H67V141H66V139ZM211 138V139H210ZM247 138V139H246ZM249 138V139H248ZM250 138H252V139H250ZM38 139H41L42 141L43 140H47V141H43V142H40L41 140H38ZM49 139H51L52 141L50 142V143H52L51 145L53 146V149L55 148V149H57V147H59L60 148V146L62 145V143H63V147L61 146V148H60V151L57 153V151L59 150V148L57 149V150H55L54 149V151H56V152H53V154H52V146H50L51 148H49L48 147V145H45V144H47V142H49ZM202 139V138H201ZM224 139V140H223ZM67 142H65V141ZM212 140V141H211ZM215 140V141H214ZM57 141L58 142H60V143H57ZM249 141V142H248ZM65 142V143H64ZM228 142H230V143H228ZM41 143L42 144H44V145H41ZM50 143H48V144H50ZM227 143V144H226ZM259 143V144H258ZM55 145V147H54V145ZM58 144V145H57ZM263 144V145H262ZM57 145V146H56ZM60 145V146H59ZM67 146V147H68ZM144 146H146V145H144ZM46 147H48V148H46ZM205 147V148H204ZM217 147V148H216ZM231 148V149H230ZM48 151H47V150ZM210 149V150H209ZM213 149V150H214ZM64 152V154H63V152ZM41 151H42V153H41ZM50 151V153H49V156H47V152H49ZM205 153H204V152ZM211 151V152H210ZM46 152V158H44V156L42 157V154L43 153H45ZM60 152H61V154H62V157L60 158V156L61 155H59L60 154ZM221 152V153H220ZM55 153V154H54ZM204 153V154H203ZM218 153H220V154H218ZM37 154V155H36ZM40 154H41V157H40ZM51 154L53 155V156H51ZM56 154H58V155H56ZM36 155V156H35ZM44 155V154H43ZM64 155V156H63ZM38 156V157H37ZM51 156V157H50ZM58 156V157H57ZM59 158V160L60 161H62L60 164H59V162L57 163V161H59L57 158ZM205 157V158H206ZM236 157V158H235ZM241 157V158H240ZM243 157V158H242ZM27 158V157H26ZM36 158V159H35ZM44 158V159H43ZM224 158V159H223ZM245 158V159H244ZM209 159H211L210 161H209ZM213 159H214V161H213ZM216 159V160H215ZM262 159V160H261ZM52 160V161H51ZM56 161V162H55ZM65 162H64V164H68V165H70L71 166V164L74 166L75 164H78V163H70L69 164V161L65 158V160H64ZM66 161H68V162H66ZM51 162V163H50ZM210 162V163H209ZM212 162V163H211ZM240 164H239V163ZM223 163V164H222ZM42 164H39L38 163V165L37 166H39L40 165V169L38 168V167H36L35 169L37 170V169H39V170H37L36 172L34 171L35 169H33L32 171H31V169H29V170H27V172H26V175H28V176H26V178H27V181L26 180H24V179H26L25 178V176H24V179H23V176H20V178H17L18 180L15 182L14 180V183H18L17 184V186L20 188L21 186L22 187H25L24 189V192H23V188H18L15 184H14V187H11L12 186V184H13V182L11 181H8V182H6V183H8V185H9V183H10V187L7 185V184H4L5 186H2V190H0L1 192H6V189H4V187H6V186H8L7 188L8 189H10L9 191H8V189H7V192L8 193H10V191H11V189H12V191L11 192H15V191H13V190H15V188H16V195L18 194V195H22V193L23 194H26V195H22V197H24V196H27L26 198H28V196L29 195H31V197H29L28 198V200L30 201V200H32L33 198H34V202L33 201H30L31 203H29V201L28 200H26L25 199V197L23 198V199H25V200H22V198H21V201L25 204H23V208H22V204L21 203H19V201H18V199H20L19 197H21V196H15V193L12 195V193H10V195L9 194H7V195H9V196H6L5 194H4V199H6V200H4L3 199V195H0V202H1V208L3 207V206H6V208L8 207V209H10V210H12V211H10V210H8V209H6L5 207V211L3 210L4 208H0L1 210H0V212H2V211H4V212H6V210H8L7 211V213L9 212L10 214H14V212H15V214L12 216L13 217V222H12V224L13 225H18L19 227H17V225H16V227L14 226L13 227V225L11 224V223H9V222H11V221H9V219L10 220H12V217H10V214L8 213V215H9V217H5V214H4V217H2V213L0 214L1 215V217H0V221H3V223L2 222H0V231H3L4 230V233H6V234H8L9 236L10 235H12L13 237H17L18 238V234L16 235V234H13V233H15L16 232V230L18 229L19 231H20V229L21 228H23L24 226L23 225H25V227H24V229H23V231H21V232H19V235L20 236H22L21 238L22 239H24L25 241H30V244L31 243H33L31 246H30V244H29V241L27 242L28 243V245L30 246V248L31 249H33V247L32 246H34V245H36V243H38V242H40V241H42L41 239L44 237V240L43 241H45V242H47V244H49L48 242H50L49 240L51 239V238H53V240H59V242H60V240H61V238L62 237H64V236H67V237H64V238H62V244H61V242H60V245H59V247L60 246H62V250H63V252H62V254H65V253H70L71 255L73 254V253H75L76 251H77V245H74V244H72V243H70V245H68V241L71 239V235L70 234H72L71 232H74V229H77V227H73L71 230L72 231H70V229L68 230H63L62 229V225H64L66 222H64L65 220H67V222L69 221L70 222V217L69 216H72V214L71 215H69V214H67V215H69V216H67L66 214L63 216V220H62V218L60 219V217H57L56 218V216L57 215H59L57 212H59L60 210H61V208H62V204L61 203H64V200H65V202H67V203H71V202H73V199L72 198H74V196H75V198H79V197H83V196H81V194L83 193V191L84 192H86V190L88 189L87 188V186H89V185H87V184H85L84 185V187H83V184L81 183V186H80V184L78 183V184H76V181L74 180V179H76V177H79V176H85V174H86V176L88 175V177H89V179L92 177V174H93V172H94V169H92V168H88L86 171L88 172L89 170H91V172L90 173H87L86 171H83V172H76L77 174H75V172H70L69 171V168H68V172H70V174H68V172L66 173L64 170H62L63 171V174L65 175V177H63L61 174V178H60V176H58L57 174H59V173H61L62 171H60L59 169H58V171H60L59 173L58 172H53L52 173V168L50 169L51 171H48V168L47 167H45L44 168V172H43V165ZM86 164V163H85ZM247 164H248V166H247ZM256 164V165H255ZM32 165V166H33ZM56 165H58L57 167H56ZM152 165V164H151ZM150 165V166H151ZM246 165V166H245ZM254 165V167H252ZM73 166H71V167H73ZM262 166V167H261ZM255 167H257V168H255ZM171 168V167H170ZM232 168H234L233 170H232ZM250 168V169H249ZM46 169H47V171H46ZM143 170H145V171H148L147 169H149L148 168V166H146V168L144 167V168H142ZM217 169V170H216ZM246 169V170H245ZM258 169V170H257ZM263 171H262V170ZM93 170V171H92ZM257 170V171H256ZM29 171V172H28ZM31 171V172H30ZM37 174H35L36 176H34L33 174H34V172ZM39 171H41L40 172V174H39ZM165 171H167V172H165ZM206 171V173H208L209 174V176H207L208 174H206V178H204V172ZM217 171H219V173L217 172ZM232 171V172H231ZM235 171V172H234ZM239 171V172H238ZM23 172V171H22ZM38 172V173H37ZM46 172V173H45ZM47 172H50L49 174L47 173ZM86 172V173H85ZM133 172H137V170H134ZM216 172V173H215ZM30 173V174H29ZM55 173H57V174H55ZM66 173V174H65ZM80 173V174H79ZM221 173V174H220ZM247 173V174H246ZM251 173V174H250ZM257 173V174H256ZM48 176H47V175ZM68 174V175H67ZM71 174L74 176H71ZM82 174H84V175H82ZM134 174V173H133ZM165 174L167 175H169L170 174V177L168 176V178H166L167 176H165ZM38 175L39 176H41V177H38ZM96 175H99V174H96ZM132 175V174H131ZM164 175V176H163ZM240 175V176H239ZM45 176V177H44ZM49 176H50V178H49ZM68 176H71L70 178H71V181H70V183H72L71 184V189L73 190V188L75 187V184L77 185L76 187L77 188H79L80 187V189H82V190H80L79 189V192H81V193H78V194H75L74 192L75 191H77V189L76 190H73V193H72V191H71V194H70V190H68L67 189V187H68V185H70V184H65L64 183V185L63 186H61V180L60 179H65L66 177H68ZM242 176V177H241ZM253 176V177H252ZM33 177H35L32 181H31V179L33 178ZM37 177V178H36ZM60 179H59V178ZM63 177V178H62ZM165 177V178H164ZM172 177V178H171ZM201 177H199V179L201 178ZM260 177V178H259ZM40 178V179H39ZM73 178V179H72ZM80 178V177H79ZM79 178H77V179H79ZM169 178H171V179H169ZM204 178V179H203ZM248 178V179H247ZM262 178H263V181H261L262 180ZM22 179V180H21ZM68 179H69V177H68ZM152 179V178H151ZM151 179H149L148 180V182H150V180ZM169 179V180H168ZM232 179V180H231ZM237 179H241V180H238L239 181V183H238V181L237 182H235ZM243 179V180H242ZM244 179H245V184H244V182H242V181H244ZM253 179H255V180H253ZM16 180V179H15ZM39 180V181H38ZM73 180V181H72ZM141 180V179H140ZM140 180H138L137 182H136V180H134L135 181V185H140L139 183H141V182H139ZM176 180V181H175ZM213 180V181H212ZM215 180H216V182H218V184H219V182L221 183V184H219V185H222L223 184V186L225 185V187H224V189H223V187L222 186H218V184L215 182ZM219 180V181H218ZM249 180V181H248ZM252 180V181H251ZM49 181H50V183H49ZM59 181H60V184H59ZM75 181V182H74ZM165 181V182H164ZM170 181V182H169ZM172 181H173V183H172ZM179 181H180V183H179ZM222 181H224V183H222ZM228 181V182H227ZM231 181H234V183H237L238 185L240 184V186H238L237 185V188L239 187V189H235L236 188V186L234 185V184H232L233 182H231ZM243 183V186L245 185V187H242L241 188V182ZM28 182H29V184H31L30 185V187H28ZM37 182H38V185H36L37 184ZM45 182V183H44ZM154 182V181H153ZM164 182V183H163ZM166 182H167V186H166ZM215 183V185L214 186H212L211 184H214ZM226 182H227V184H226ZM229 182L231 183V185L229 184ZM252 182V183H251ZM258 182H260L259 184H258ZM12 183V184H11ZM27 184V185H25V184ZM75 183V184H74ZM146 183V182H145ZM158 183V184H157ZM257 183V184H256ZM262 183V184H261ZM23 184V185H22ZM40 184H41V186H40ZM63 184V183H62ZM184 184H186V185H184ZM211 186H210V185ZM251 184H253L252 186H251ZM21 185V186H20ZM33 185V186H32ZM66 185V186H65ZM79 185V186H78ZM144 185V184H143ZM160 185V186H159ZM162 185H163V188H162ZM165 185V186H164ZM175 185V186H174ZM228 185H230V186H228ZM234 185V186H233ZM249 185V186H248ZM16 186V187H15ZM62 188H61V187ZM208 186L210 187V189H212L211 191L212 192H210L209 190H207L208 189ZM219 187V188H221V189H223V190H225L224 192H223V190H222V192H221V194H219L220 193V189H219V193H214L216 190H218V189H216V190H214V187ZM247 186V187H246ZM263 186V187H262ZM33 187V188H32ZM40 187V188H39ZM65 187V188H64ZM70 187H68L69 189H70ZM90 187V186H89ZM136 187V186H135ZM160 187L162 188V189H160ZM170 187H172V188H175L176 190L175 191H171L172 192V194H170L171 192L169 191V188ZM228 187H233L234 189H230L229 188V190H231L230 191V193H228V195H227V192H226V189L225 188H228ZM26 188L28 189V191H30L29 193H28V191H26ZM38 188V189H37ZM59 188H60V190H59ZM63 188H64V192H66V191H69V193L68 192H66V193H64L62 190H63ZM140 188V187H139ZM177 188H180V190L179 189H177ZM200 188V189H199ZM204 188V189H203ZM3 189L5 190V191H3ZM42 189V190H41ZM141 188H140V191L142 190ZM145 189V190H146ZM181 189H183V190H181ZM187 190V192L190 190V189H193V190H191V191H193L194 192V189H196V192H194V195L196 194V198L198 197V199H200V201H201V194H202V196H204L203 198H202V200L204 201V202H202V203H205V202H207V200H208V196H209V202H207V204L209 203V205H208V207H204L205 206V204L203 205V204H201V202L199 201V200H197V199H195V198H192L191 197V195L193 194V192H192V194L190 195V194H188L187 192H186V190ZM37 190V191H36ZM40 190V191H39ZM59 190V191H58ZM136 190H138V194H139V189H136ZM136 190H135V192H136ZM157 190H158V192L159 191H161L160 193H158L157 192ZM163 190V191H162ZM170 190H171V188H170ZM172 190H174V189H172ZM179 190V192H177ZM184 190H185V192L188 194V195H190V197H187L186 196V193H185V195H184ZM228 189H227V191H229ZM20 191H22L21 193H20ZM34 191V193H36V194H34V193H32ZM152 191V192H151ZM169 191V192H168ZM180 191L183 193V195H182V193H180ZM190 191V192H191ZM204 191H209V192H207V193H209L211 196H212V194L214 195V197L212 198L210 195H208V196H205V192ZM263 191V192H262ZM26 192V193H25ZM59 192V193H58ZM154 192H155V194L157 193L158 194V196H156V195H153L154 194ZM163 192H165V193H163ZM232 192V193H231ZM32 193V194H31ZM38 193H40V194H38ZM42 193V194H41ZM56 193V194H55ZM59 195H58V194ZM63 193V194H62ZM173 193H175L174 195H173ZM198 193V194H197ZM200 193V194H199ZM204 193V194H203ZM206 193V194H207ZM226 195H225V194ZM255 193V194H254ZM61 194V195H60ZM70 196V199H72V201L68 198V199H64V198H66V197H64V195L65 196ZM70 194V195H69ZM132 194V193H131ZM137 195V196H135V197H137V198H139V199H141V200H143V198H144V196H145V198L144 199H147V197H146V194H142V191L140 192V195H138L137 194V192L136 193H133L132 195ZM159 194H162V195H159ZM169 194L171 195V197L169 196ZM248 194H251L252 196V198H251V202H249V203H240V204H237V205H230V200L229 199H232L234 196H237V195H240V196H245V195H248ZM37 195V196H36ZM142 195V196H141ZM144 195V196H143ZM181 195V197H179ZM194 195H192L193 197H195ZM199 195V196H198ZM254 195H255V198H257V199H261L260 201H262V202H260L259 200H257V199H253V197H254ZM12 196H14L13 197V199H11V201L10 200H7L8 199V197H10V198H12ZM42 196V197H41ZM62 196V197H61ZM155 196V197H154ZM177 196L179 197V198H177ZM182 196L184 197V199H189L188 201H189V205H190V203L192 202V201H196L195 203L194 202H192L191 204H195V206H200V208H198V207H192L191 205L189 206L188 204H182L181 202H183L184 201V199H182ZM187 198H186V197ZM250 196V195H249ZM6 197V198H5ZM16 197V198H15ZM48 197V198H47ZM142 197V198H141ZM170 197V198H169ZM205 197H206V199H205ZM230 197V198H229ZM9 198V199H10ZM38 198V199H37ZM74 198V199H75ZM181 198V199H180ZM211 198H212V200H211ZM229 198V199H228ZM2 199V200H1ZM138 199V200H139ZM193 199V200H192ZM218 199V200H217ZM12 200H17L18 201V203H17V201L15 202V201H12ZM138 200H136V201H138ZM168 200V202H171V203H166V204H164L166 201ZM177 200V201H176ZM183 200V201H182ZM190 200H191V202H190ZM221 200H229L228 202H226V203H224V202H222ZM256 200V201H255ZM6 201H7V204H5L6 203ZM11 202V204H10V202ZM20 201V202H21ZM38 201V202H37ZM49 201H51L50 203H49ZM161 201H163V202H161ZM179 201V202H178ZM187 201V200H186ZM198 201V202H197ZM215 201V202H214ZM9 202V203H8ZM15 204H14V203ZM26 202H28V203H26ZM36 202V203H35ZM44 202V203H43ZM47 202V203H46ZM172 202L174 203L175 202V204H172ZM177 202H178V204H177ZM184 203V202H183ZM198 203H200V205L198 204ZM211 203H213V204H211ZM217 203H218V205H217ZM222 203V204H221ZM4 204V205H3ZM11 206L10 208H9V205ZM16 204H20V206H21V209H19L18 208V205L16 206L17 207V209H19V213H21V215L19 214H17V209H16V207H14ZM31 204V205H30ZM36 204V205H35ZM177 204V205H176ZM180 204H182V206H180ZM193 204V205H194ZM3 205V206H2ZM27 205V206H26ZM28 205H29V207H28ZM43 205V206H42ZM185 207H184V206ZM203 205V206H202ZM244 205H245V207H244ZM19 206V207H20ZM38 206V207H37ZM178 206V212L180 211V209H181V211L183 212V214H182V212H180L181 213V215H184V216H180L182 219H181V222H180V218H178L179 216L178 215H180L178 212H177V207ZM235 208H234V207ZM237 206V207H236ZM185 208V209H189V213L193 210V209H195V210H197L198 209V212L197 211H194L193 213H195V215L193 216L192 214H188L187 213V215H186V212H184L185 211V209H182V208ZM187 207V208H186ZM190 207V208H189ZM192 207V208H191ZM204 207V208H203ZM212 207L214 208V210H212ZM222 207V208H221ZM252 207H253V211L252 212H255L254 214L251 212V214H248L249 213V209H252ZM13 208H15V209H13ZM30 208V209H29ZM42 209V210H39V209ZM167 208V209H166ZM197 208V209H196ZM232 208L234 209V210H232ZM239 208V209H238ZM38 209V210H37ZM44 209H46L47 211H49V209L51 210V212H52V210H53V212L54 213H56V214H49V212H47L46 210V212L45 211H43ZM164 209H166V210H164ZM192 209V210H191ZM235 209H237V211H239V212H237ZM15 210V211H14ZM27 210V211H26ZM30 210V211H29ZM32 210V211H31ZM34 210H36V211H40L39 213L38 212H34ZM184 210V211H183ZM186 210V211H187ZM241 210V211H240ZM247 210V211H246ZM259 210V211H258ZM21 211V212H20ZM27 212V214H24V212ZM231 211V212H230ZM3 212V213H4ZM12 212V213H11ZM25 212V213H26ZM28 212L30 213V216H29V214H28ZM31 212L33 213H38V215L37 214H34L35 215V218L33 217V214H31ZM197 212V213H196ZM199 212L201 213V214H199ZM247 212V213H246ZM40 213H42V215H43V213H44V217L40 214ZM213 213V214H212ZM257 213V215H255ZM16 214H17V216H16ZM24 214V215H23ZM46 214V215H45ZM88 213H82V215L85 217V218H83V225L85 226V227H89L88 225H90L91 223H93L92 225H90V226H92V228H94L93 227V225L95 226V218L93 217L94 215L92 214V213H89V215H87ZM210 214H212V215H210ZM7 214H6V216H8ZM31 219L30 221H29V219L28 218H25V217H27V216ZM31 215H32V217H31ZM39 216L42 220H40V218H38L37 219V223H36V218H37V216ZM48 215V216H47ZM189 215H190V217H189ZM216 215H217V217H216ZM226 215H227V217H226ZM254 215V216H253ZM20 218H19V217ZM24 216V217H23ZM54 216V217H53ZM89 216V217H88ZM186 216V217H185ZM196 216V217H195ZM202 216V217H201ZM209 216H212V217H209ZM232 216V217H231ZM16 219H18L17 220V222L16 221H14L15 220V218ZM46 217H48V218H46ZM64 217H68L67 219L66 218H64ZM169 217V218H168ZM193 217V218H192ZM205 217H206V219H205ZM209 219H208V218ZM231 217V218H230ZM3 218V219H2ZM6 218V219H5ZM7 218H9L8 219V221H7ZM25 218V221H23L22 222V220ZM86 218H87V220H86ZM88 218H90V220L88 219ZM168 218V219H167ZM195 218V219H194ZM26 219H27V221L29 222H27L26 221ZM34 219H35V221H34ZM53 220V226H55V224L56 223H58L59 225V227L58 226H55L56 227V229H58L57 231H55L54 232V230H53V228H51L52 226V223H51V221ZM57 219L58 220H62V222H61V224H60V221L58 222L57 221ZM85 219V220H84ZM145 219H147L146 217H145ZM145 219L143 220V222H142V220L140 221L141 223H143V224H148L149 223V221H145ZM236 219V220H235ZM203 220H204V222H203ZM221 220V221H220ZM34 221V222H33ZM88 221H90L91 223H88ZM167 221V222H166ZM208 221V222H207ZM8 222V223H7ZM19 222V223H18ZM22 222V223H21ZM25 222H27L28 224H26ZM86 224H85V223ZM137 222V221H136ZM172 224H171V223ZM1 223H2V226H1ZM16 223V224H15ZM30 223H31V225H30ZM50 223H51V225H50ZM160 223H161V221H160ZM8 224H9V226L10 227H13V228H10L9 226H8ZM34 224H36L37 226L35 227V228H37L38 229V231H33V232H36V233H33L30 229L32 228V227H34L35 225ZM48 224V226H46L45 227V225H47ZM180 224L184 227V228H182V226H180ZM4 225H6V226H4ZM21 225V226H20ZM33 225V226H32ZM42 225H43V227L45 228V230L46 229H50L49 231H45L44 229H43V227H42ZM57 225V224H56ZM61 225V226H60ZM168 225H170V226H168ZM187 225H188V227H196V229H193L192 230V232H194V234L193 235H188V237H187V234H190V232H191V230L190 229H192V228H190V229H188L187 228ZM190 225H193V226H190ZM195 225V226H194ZM208 225V226H207ZM210 225V226H209ZM23 226V227H22ZM32 226V227H31ZM49 226H51V227H49ZM77 226H79V225H77ZM83 226V227H84ZM169 228H168V227ZM21 227V228H20ZM31 227V228H30ZM39 227H42V228H40L39 229ZM48 227V228H47ZM207 227H209V228H207ZM10 228V229H9ZM14 228H16V230H14ZM27 228V229H26ZM29 228V229H28ZM32 229V230H37V229ZM89 228H91V227H89ZM206 228V229H205ZM211 228V229H210ZM53 231H52V230ZM55 229V228H54ZM179 229H183L182 230V232H180L181 233V236L180 237H178V235H180V233L179 232H177V231H181V230H179ZM186 229H188L187 231H186ZM198 229V230H197ZM200 229H201V232H200ZM22 230V229H21ZM27 230V233H30V234H28V235H30L31 237H29L28 236V238L26 239V236H27V233L25 232ZM40 230V231H39ZM124 230H127V231H125V232H127V233H125L124 232ZM190 230V232H188ZM195 230H197V231H195ZM10 231L12 232V234H10ZM28 231H31V232H28ZM42 231H44V232H48V233H50V231L52 232L50 235H52L53 233V235H57L58 236V238H56V235H55V238L56 239H54V236L52 237V236H50L49 234H47V235H49L50 236V238L47 236V238H45L46 237V235H45V233H43ZM69 231V232H68ZM76 231V230H75ZM209 231H210V234H212V236H210V234H209ZM41 232L44 234L43 235V237L41 236L42 234H41ZM117 233L116 234H118V231H116ZM128 232H130V233H128ZM147 232V233H146ZM175 232H177V233H175ZM188 232V233H187ZM197 232V233H196ZM217 232V233H216ZM21 233V234H20ZM22 233H24V237H23V234ZM200 233V234H199ZM227 233L229 234L230 233V235H227ZM254 233V234H253ZM36 234V237L34 236H32V235H35ZM115 234V233H114ZM120 234V233H119ZM128 234H130V236L133 238V240H131L132 238H127V237H123L124 235L126 236V235H128ZM140 234V235H139ZM184 234V235H183ZM202 234V235H201ZM224 236H223V235ZM38 235H40L39 236V238L37 239V236ZM59 235H61V236H59ZM137 235H139L140 237H138ZM176 235V236H175ZM183 235V236H182ZM214 235V236H213ZM215 235L219 238V237H221V239H225L226 237L225 236H227V238L225 239V241H222V240H220V238H219V240H217V238L215 237ZM221 235V236H220ZM113 236H117V240L118 241H120V243L121 242H123L122 240H126L127 242H129L130 243V245H129V243H128V246H129V248H131V249H129L128 248V246H127V250L129 249V251H127V254H126V257H125V253H126V251H125V249H126V245L124 246V251L122 252V253H124V256L123 257H125V258H123L122 257V253H120L122 250H123V248H122V250H120L119 249V246H120V248L123 246L122 244L124 243L125 244V241L123 242V243H118L117 244V242H116V240H115V238L113 237ZM129 236V235H128ZM169 238V239H167V237ZM191 236V237H190ZM223 236V237H222ZM60 237V238H59ZM190 237V238H189ZM197 237V238H196ZM213 237H215L214 239H213ZM229 237V238H228ZM20 238V240L22 241V242H25V241H23L22 239ZM48 238H49V240H48ZM70 238V239H69ZM123 238V239H122ZM137 240L138 238H141V240H139V241H137V243L140 245V247L139 246H137V244L135 245V243L136 242H134V240L135 239ZM188 238V239H187ZM204 238V239H203ZM206 238V239H205ZM210 238H212V240L210 239ZM37 239V240H36ZM45 239H47V241L45 240ZM65 241H64V240ZM107 239V240H106ZM130 239V240H129ZM183 239V240H182ZM194 239H196V241L194 240ZM223 239V240H224ZM230 239H234V240H231V241H233V242H231L230 241ZM37 241V242H35V241ZM38 240H40V241H38ZM52 240V239H51ZM187 240H189V241H187ZM200 240H201V242H200ZM33 241V242H32ZM55 241H52L53 242V244H51L52 242H50V244L49 245H47L46 243L44 244L45 246H48L47 247V249L46 248H42L44 245H43V242H41L42 243V245H41V247H39L40 246V244L38 243L37 244V250L40 252V249L42 248V250L43 249H45L44 251L46 252L45 253V255L46 256H50L51 255V253H52V255H53V253L55 252V254H56V249H55V247H54V245L56 244V246H58V244H59V242H55ZM67 241V242H66ZM131 241V242H130ZM134 242V244H133V242ZM197 241H199L200 243H197ZM222 241V242H221ZM0 242H1V245H0V247L2 246V241L0 240ZM116 242V244L117 245H119V246H116V244H114V243ZM127 242H126V244H127ZM145 242V243H144ZM165 242V243H164ZM193 242V245L191 244ZM225 242V243H224ZM247 242H248V244H247ZM35 243V244H34ZM67 243V245H64V244H66ZM112 243H113V245H114V247L112 246ZM132 243V244H131ZM169 243V244H168ZM172 243V244H171ZM194 243H195V245H194ZM225 245H224V244ZM236 243H238V244H236ZM111 244V247L109 246V245ZM191 244V245H190ZM223 244V245H222ZM122 245V246H121ZM133 245H134V247H133ZM171 245V246H170ZM240 246L239 247V251H238V246ZM44 246V247H45ZM50 246H52V247H50ZM65 246H66V248H65ZM104 246H105V249H104ZM108 246V247H107ZM115 246H116V248H115ZM131 246V247H130ZM165 246H169V247H165ZM173 246V247H172ZM174 246H176V247H179L180 249H178V248H176L175 247V249H174ZM193 246H195V249H193L192 247ZM198 246V247H197ZM225 246H226V249H225ZM228 246V247H227ZM53 247H54V249H53ZM58 247V248H59ZM67 247H68V251H67ZM71 247V248H70ZM113 247V248H112ZM117 247H118V251H117ZM135 247H137V248H139L140 250H138L137 248H135ZM160 247V246H159ZM189 247H191V248H189ZM197 247V248H196ZM219 247H221V248H223L224 250H226V252L224 253V255H222L223 253L222 252H224L223 251V249H221L220 248V250H222V252L220 251V250H218L219 249ZM52 248V250L54 251H49L50 249ZM57 248V247H56ZM108 248V249H107ZM114 249V252H115V254L113 253H111V256H110V254L108 253V250H110V249ZM155 248H157V251L159 250L160 251V254L157 252V254H156V252H155ZM229 248V249H228ZM49 249V250H48ZM64 249H66V250H64ZM103 249L105 250V251H107V252H104L103 251ZM116 249V250H115ZM168 249V250H167ZM183 249V250H182ZM188 249H190V251L188 250ZM214 249V250H213ZM231 249V250H230ZM241 249H243V250H241ZM34 250V249H33ZM72 250V251H71ZM112 250H110V252L112 251ZM148 252H147V251ZM205 250H206V252H205ZM230 250V251H229ZM60 250H57V253H61V252H59ZM99 251V252H98ZM103 251V252H102ZM117 251V252H116ZM120 251V252H119ZM136 251V252H135ZM165 251H167V252H171V253H167V252H165ZM176 251H179V252H176ZM183 251V252H182ZM185 251V252H184ZM217 251L219 252V253H217ZM38 252V253H39ZM48 252V253H47ZM49 252H51V253H49ZM92 252V251H91ZM101 252V253H100ZM113 252V251H112ZM129 252V253H128ZM134 252V253H133ZM162 252V253H161ZM182 252V253H181ZM217 253V254H215V253ZM222 254H221V253ZM238 252L240 253V254H238ZM24 253V248H23V250H22V252L20 253V254H18V255H16L17 256V258H23L22 256V254ZM98 253L99 254H104L105 255V257H104V255H98ZM117 253V254H116ZM120 253V254H119ZM179 253V254H178ZM186 253V254H185ZM187 253H189V254H187ZM47 254H50V255H47ZM109 254V255H108ZM131 254V255H130ZM154 254H155V256H154ZM170 254V257L168 256V255ZM183 254L184 255H188L189 256V258H184V256H183ZM39 255H40V257H39ZM41 255H42V253L40 252L39 254H38V256L37 255H33L32 254V256L31 257H33V258H31L30 257V262H31V264H33V263H36V262H40L41 264H42V262H43V264H45V261H46V264H49V262L47 263V260L48 259H50L51 258V256L50 257H48V259H46V260H44L45 258H47L46 256H44L43 255V260L41 259L40 260V258H41ZM57 255H61V254H57ZM113 255V256H112ZM115 255H116V257H115ZM118 255H121V256H118ZM138 255H140V257L138 256ZM162 255V256H161ZM166 255H167V258H166ZM213 255H214V257H213ZM215 255L216 256H218L216 259H218V261L215 259ZM227 255V256H226ZM259 255V256H258ZM54 256V255H53ZM52 256V257H53ZM93 256V258H91ZM129 256H131V258L129 257ZM190 256L192 257L191 259H190ZM213 257L214 259L212 260V258L211 257ZM254 256V257H253ZM257 256V257H256ZM81 257V256H80ZM79 257V258H80ZM103 257L104 258H106L105 260L103 259ZM108 257V258H107ZM112 257V259H111V261H110V258ZM120 257V258H119ZM122 257V258H121ZM127 257H129V258H127ZM39 258V259H38ZM82 258V257H81ZM102 258V259H101ZM114 258V259H113ZM153 258V259H152ZM165 258V259H164ZM184 258V259H183ZM242 258V259H241ZM261 258V259H260ZM28 259V258H27ZM26 259V260H27ZM90 259H92L91 261H92V263H91V261H90ZM125 260V263L123 262L124 260ZM147 259H150V260H147ZM151 259L152 260H154L153 262L151 261ZM156 259V260H155ZM160 259H162V260H164V261H162V260H160ZM187 259V260H186ZM211 259V260H210ZM242 261H241V260ZM51 260V259H50ZM50 260H48V261H50ZM109 260V261H108ZM115 260H117L116 262H114ZM119 260V261H118ZM214 260H216V261H214ZM255 260V261H254ZM121 261V262H120ZM131 261V262H130ZM151 261V262H150ZM161 261V262H160ZM212 261H214L213 263H212ZM241 261V262H240ZM27 264H29L30 262L27 260ZM107 262H109V263H107ZM111 262V263H110ZM126 262H128V263H126ZM140 262V263H139ZM148 262H150V263H148ZM160 262V263H159ZM210 262V263H209ZM240 262V263H239ZM40 263H37V264H40ZM101 263V262H100ZM154 264V263H153Z\"/></svg>", "mask_w": 264, "mask_h": 264}]
</instances>
